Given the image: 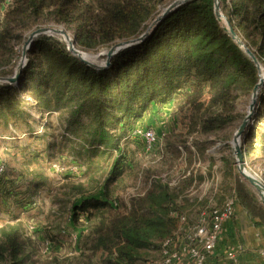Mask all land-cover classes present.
Returning <instances> with one entry per match:
<instances>
[{"label": "trees", "instance_id": "trees-1", "mask_svg": "<svg viewBox=\"0 0 264 264\" xmlns=\"http://www.w3.org/2000/svg\"><path fill=\"white\" fill-rule=\"evenodd\" d=\"M161 2L0 0V75L14 73L22 24L39 19L47 10L73 29L76 47L91 51L141 35ZM221 7L264 65V0H221ZM258 81L256 65L218 21L214 0H190L160 20L141 42L120 50L105 68L88 65L58 36H37L18 83H0V125L23 121L29 126L28 106L55 115L67 133L63 137L70 135L75 156L87 154L91 179L106 171L105 198L87 194L100 184L71 185L82 197L74 206L75 217L87 213L90 220L80 255L84 258L78 264H94L97 257L106 264H148L161 258L166 239L175 236L183 217L190 223L187 213L204 201L185 192L196 178L189 173L175 187L153 177L147 192L135 198L128 211L115 209L117 185L132 169L127 144L139 120L155 105L173 104L180 113L192 111L193 129L199 124L202 131L212 132L241 124L246 114L236 110L235 102L242 94H252ZM242 147L245 161L254 156L264 160V86ZM224 163L238 203L256 225L264 226V206L234 173L235 159L226 158ZM26 234L22 222L0 226V264H38ZM150 251L160 255L151 261Z\"/></svg>", "mask_w": 264, "mask_h": 264}, {"label": "rangeland", "instance_id": "rangeland-1", "mask_svg": "<svg viewBox=\"0 0 264 264\" xmlns=\"http://www.w3.org/2000/svg\"><path fill=\"white\" fill-rule=\"evenodd\" d=\"M173 1L162 0L158 3L156 16ZM225 22L226 25L223 20L221 24L227 26ZM22 25L18 31L20 37L16 41L18 59L15 70L24 43L34 30L41 27L62 28L74 38L73 29L66 22L57 21L51 10H47L39 19L31 18ZM54 36L64 39L60 35ZM110 46L91 51L79 49L89 54L90 59H96L97 63H104L105 55H95ZM262 71L264 73V65ZM251 96L242 94L237 98L235 106L238 112L243 115L247 113ZM28 107L32 114L29 126L23 121L0 125V164L5 168L0 178V226L22 222L30 239L32 259L38 264H78L84 258L80 255L86 247L85 233L90 220L87 213H79L75 217L74 206L82 197L74 194L71 185L84 183L92 188L100 184L96 191L87 194L105 198L103 182L107 174L104 171L91 179L92 173L87 172V154L84 152L82 157L75 156L72 151L74 144L69 141L70 135L66 136L68 139L63 137L67 133L58 125L56 116ZM47 120H52L48 128ZM239 124L231 123L222 129L204 132L199 124L193 129L195 121H192V111L180 113L173 104L153 106L139 120L127 144L132 151V169L117 185L114 193L116 198L112 200L115 209L128 211L133 200L147 192L153 177H160L175 187L185 174L192 173L196 178L185 192L204 201L197 210L187 213L190 224L195 223L202 207H205L203 211H209L212 206L222 204L235 189L232 177L225 172L228 167L224 161L226 158L235 159L231 142ZM145 129L157 132V142L152 146L143 136ZM246 166L264 182V160L257 161L256 156L249 157ZM234 173L239 174L237 165ZM257 196L262 204L260 196ZM158 255L156 251H150V260ZM93 263L106 264L98 257Z\"/></svg>", "mask_w": 264, "mask_h": 264}, {"label": "water", "instance_id": "water-1", "mask_svg": "<svg viewBox=\"0 0 264 264\" xmlns=\"http://www.w3.org/2000/svg\"><path fill=\"white\" fill-rule=\"evenodd\" d=\"M188 1L190 0H174L167 7H165L159 15L155 17V19L149 24L147 29L141 35L130 38V39H124V40L117 41L114 44H112L109 48H107L106 51L100 52L98 55H95L96 57L105 55L106 59L104 63H97L95 61L96 59L90 60V59L85 58L82 55V50L76 47L75 37L73 41L70 40V36L68 35L66 30L62 28H56V27L38 28L34 30L33 32H31L27 40L25 41L23 50H22V56L19 60L15 73L12 76H0V83H10V84L18 83L21 71L28 62L29 48L31 47L34 39L41 34L60 35V36L63 35L64 40L68 44L69 50L72 51L75 55L80 57L84 62H86L88 65L92 67L105 68L111 64V59L115 54H117L120 50L128 46L141 42L143 39H145L150 34V32L154 29V27L158 24L160 20H162L167 14H169L175 8H177L178 6ZM214 11L220 23H222V18L226 19L227 26L222 24L225 31L228 32L229 35L232 37V39L236 41L237 44L244 49V51L251 58V60L254 62V64L256 65L258 69L259 81L253 88L251 102L249 104L247 113L242 123L240 124L236 132L234 133L231 143L234 148L236 165H237V169H238V172L241 178L255 191V193H257L260 196L262 200V204L264 205V182L257 175L253 174L251 171L248 170L246 166V161L244 158L243 147H242L243 146L242 145L243 135L249 123L252 121V118L256 111L260 90L264 86V78H262V70H261L263 64L259 60L257 54L246 44V42L235 31L230 20L222 11L221 0H214Z\"/></svg>", "mask_w": 264, "mask_h": 264}, {"label": "built area", "instance_id": "built-area-1", "mask_svg": "<svg viewBox=\"0 0 264 264\" xmlns=\"http://www.w3.org/2000/svg\"><path fill=\"white\" fill-rule=\"evenodd\" d=\"M143 136L149 146L157 142L154 129H145ZM4 165L0 164V177L4 173ZM238 198L235 190L226 197L221 207L203 211L194 223H186L185 217L175 236L166 239L160 259L151 264H209L216 256H225L231 264H239L236 248L222 247L224 226L237 213ZM264 257V250L261 251Z\"/></svg>", "mask_w": 264, "mask_h": 264}, {"label": "crops", "instance_id": "crops-1", "mask_svg": "<svg viewBox=\"0 0 264 264\" xmlns=\"http://www.w3.org/2000/svg\"><path fill=\"white\" fill-rule=\"evenodd\" d=\"M222 247L236 248L239 264H264V226L256 225L242 205L236 216L225 223ZM209 264H231L225 256L212 258Z\"/></svg>", "mask_w": 264, "mask_h": 264}, {"label": "bare ground", "instance_id": "bare-ground-1", "mask_svg": "<svg viewBox=\"0 0 264 264\" xmlns=\"http://www.w3.org/2000/svg\"><path fill=\"white\" fill-rule=\"evenodd\" d=\"M222 20H223V22H224V24L226 25V22H225V18H222ZM69 36H70V34H68ZM62 37H64L63 35H61ZM70 40H74V38H72V36H70ZM82 55L85 57V58H87V59H90V55L89 54H85L83 51H82ZM93 59V58H92ZM92 59H90V60H92ZM261 70H262V68H261ZM262 78H264V73H263V71H262Z\"/></svg>", "mask_w": 264, "mask_h": 264}]
</instances>
